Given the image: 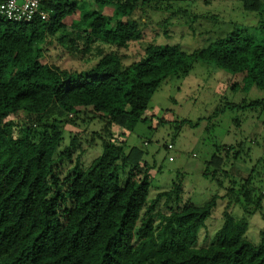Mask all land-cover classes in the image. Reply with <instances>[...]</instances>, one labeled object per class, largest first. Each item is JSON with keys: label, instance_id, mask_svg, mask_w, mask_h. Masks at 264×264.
Instances as JSON below:
<instances>
[{"label": "trees", "instance_id": "1", "mask_svg": "<svg viewBox=\"0 0 264 264\" xmlns=\"http://www.w3.org/2000/svg\"><path fill=\"white\" fill-rule=\"evenodd\" d=\"M79 1L47 0L44 16L28 23L0 16V264H264V233L252 245L247 223L228 211L213 242L195 247L219 199L228 198V208H260L253 171L236 168L241 150L215 151L203 176L226 193L201 205H180V184L148 201L154 166L121 141L103 142L87 169L77 158L60 176L74 153L73 143L60 153L63 123L74 125L89 111L105 128L132 131L160 86L197 63L228 71L234 91H264V41L234 29L192 53L149 43L131 54L143 37L134 14L154 0H87L100 10L91 13ZM239 1L264 33V0ZM52 47L71 64L52 63ZM241 108L264 109V100Z\"/></svg>", "mask_w": 264, "mask_h": 264}, {"label": "rangeland", "instance_id": "2", "mask_svg": "<svg viewBox=\"0 0 264 264\" xmlns=\"http://www.w3.org/2000/svg\"><path fill=\"white\" fill-rule=\"evenodd\" d=\"M78 4L88 13L100 11L87 0ZM103 12L112 13L110 8ZM133 18L141 25L143 37L131 45L128 51L131 54H142L149 43L178 45L182 51L192 53L234 29L247 30L258 42L264 41V33L257 29V16L243 11L239 0H154L141 6ZM49 54L57 66L71 64L65 63L68 57L61 49L52 47ZM235 83L228 71L197 63L188 74L170 77L160 86L144 114V122L132 131L114 124L105 128V123L89 111L80 115L74 125L63 123L60 153L71 143L74 153L72 162L62 166L61 179L70 173L77 158L82 169H87L101 155L103 142L121 141L128 148L140 149L144 153L143 162L154 166L150 171L148 201L180 184L183 191L180 205L188 201L201 205L215 194L221 197L226 193L204 178L207 163L218 148H236L242 151L237 170L244 174L253 171L255 195H263L260 208L254 212L235 203L228 208V198L219 199L200 229L195 247L203 248L213 242L226 211L235 220L247 223L245 239L258 246L260 234L264 233V109L241 107L264 100V91L255 87L234 91ZM168 145L171 150H166ZM160 209L167 212L163 205Z\"/></svg>", "mask_w": 264, "mask_h": 264}, {"label": "built area", "instance_id": "3", "mask_svg": "<svg viewBox=\"0 0 264 264\" xmlns=\"http://www.w3.org/2000/svg\"><path fill=\"white\" fill-rule=\"evenodd\" d=\"M47 0H4L0 4V16L13 23H28L35 16H44L40 10L41 5ZM171 150L172 147L168 146ZM169 162L172 159L169 158Z\"/></svg>", "mask_w": 264, "mask_h": 264}]
</instances>
